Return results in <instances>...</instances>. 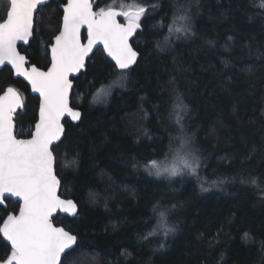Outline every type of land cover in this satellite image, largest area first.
Returning a JSON list of instances; mask_svg holds the SVG:
<instances>
[{"label": "trees", "instance_id": "trees-1", "mask_svg": "<svg viewBox=\"0 0 264 264\" xmlns=\"http://www.w3.org/2000/svg\"><path fill=\"white\" fill-rule=\"evenodd\" d=\"M64 2L49 0L41 7L39 33L19 47L31 64L47 67ZM261 3L93 0L95 12L158 6L142 18L131 41L139 53L132 68L117 70L98 47L73 78L71 105L80 109L81 119L76 124L65 119L63 137L52 148L60 195L78 206L73 217L53 218L82 248L69 254L67 264H264V192L242 182L264 178ZM181 15L190 21H181ZM185 25L189 34L169 32ZM8 85L23 97L16 135L27 137L38 98L4 66L0 93ZM189 153L199 160L195 175L186 169L174 177L156 176L145 167L153 159L167 156L170 163ZM5 202L0 216L18 210L19 202ZM165 224L175 226L167 237ZM246 232L256 243L242 242ZM10 252L0 234V260Z\"/></svg>", "mask_w": 264, "mask_h": 264}, {"label": "snow or ice", "instance_id": "snow-or-ice-1", "mask_svg": "<svg viewBox=\"0 0 264 264\" xmlns=\"http://www.w3.org/2000/svg\"><path fill=\"white\" fill-rule=\"evenodd\" d=\"M48 0H0L4 15L0 18V65L6 61L16 73L25 77L32 90L40 94L39 121L31 139H17L14 134V117L17 108H23V100L15 89L9 87L0 96V203L5 195L18 197V214L9 212L0 216V234L10 242L11 252L0 264H67L69 254L81 248L78 237L63 227L54 226L53 214L58 210L77 215V205L72 200L61 199L58 195L60 181L54 170L55 156L51 146L59 141L64 133L61 118L65 115L73 121L81 119V113L69 106V91L73 87L69 79L71 73L79 72L85 66V59L97 42H102L120 70H128L137 62L138 53L128 43L129 37L141 28V20L149 14V8L130 5L125 9L115 7L108 10L92 11L89 0H67L63 5V22L55 43L51 45V66L41 71L32 66L17 50V42L30 43L34 33H39L41 18L39 10ZM261 7H264L262 0ZM123 16L126 24L117 21ZM181 21H190L187 15L179 17ZM87 26V44L81 43V27ZM189 34L191 28L185 25L169 32ZM167 39V38H165ZM125 77H121L123 80ZM186 108V106H183ZM179 123V121H178ZM182 130V125H181ZM185 139L182 147L187 145ZM180 156V164L167 163L164 160H150L145 167L156 176L181 175L184 169L193 175L197 173L199 160L194 154ZM259 176L242 181L260 189ZM163 215V214H162ZM149 232L147 235H153ZM175 232L174 225L164 226V235ZM146 239V237H141ZM245 245L256 243L254 237L244 233L241 237ZM260 251L264 253V241H260ZM159 245L157 250H162ZM82 250V248H81ZM126 254V253H125ZM223 260V257H221Z\"/></svg>", "mask_w": 264, "mask_h": 264}, {"label": "water", "instance_id": "water-1", "mask_svg": "<svg viewBox=\"0 0 264 264\" xmlns=\"http://www.w3.org/2000/svg\"><path fill=\"white\" fill-rule=\"evenodd\" d=\"M48 1H49V0H48ZM89 2H90L91 5H92V11L95 12V8H94V5H93V0H89ZM66 3H67V0H65V2L61 5V12H62V14H61V22H60L59 30L62 28V22H63V5L66 4ZM109 8H113V7H109ZM109 8H106V9H103V10L106 11V10H108ZM115 8H116V7H115ZM116 9H117L118 11L121 10V9H119V8H116ZM116 19H117V21H118L120 24H126V20H124V21H121V20H120V19H124L123 16H118ZM140 29H141V28H140ZM59 30H58V32L54 35V37L52 38V42H51L50 45L48 46V51H49V63H48V65H47L46 68H41V67H39V66H37V65H35V64H31L30 61H29V58L27 57V55L19 49V47H20L21 45H23V46H27L28 44H25V43L22 42V41H18V42H17V50L20 52L21 55H24V56L26 57V60L28 61V62L25 64V67H26V68L31 69L32 66H35V67L39 68L41 71H47V69L51 66V45H52L53 43H55V39H54V38H55L56 35L59 34ZM138 30H139V29H137V30L133 33V35H132L131 37H129V41H128V43L131 45V47L133 48V50L136 51L137 53H138V51L134 48V46L132 45V42H131V41H132V39L134 38V36H135V34L137 33ZM80 32H81V43L86 45V44H87V26H86V25H85V26H82ZM98 47H101V48H102V50H103L105 56H106L111 62H113V64H114L115 67L117 68V70L122 71V70H120V69L116 66L115 60H114L110 55H108V52H107V50L104 48V45H103L102 42H97V43L93 46L92 51L89 53L88 57H86V59H85V64H86L87 59H89V58L91 57V55L93 54V52L95 51V49H97ZM138 57H139V53H138V56H137V60H138ZM134 65H135V64H134ZM134 65H132L130 68H132ZM4 66H8V67L10 68L11 72H12V77H13L14 79H21V80H22V81L28 86L30 94L33 95V96H36V97L38 98L37 119H36V121H35V123H34V125H33V129H32V131H31V134H32V133L35 131V124L39 121L40 94H39L38 92H34V91L32 90V86H31L30 82H29L25 77L18 75V74L16 73L15 69L12 67L11 64H9V63L6 61L3 65H0V70H1ZM130 68H129V69H130ZM84 69H85V66H84V68L81 69L79 72L71 73V74L69 75V79L72 81V85H74L73 78L77 77V76L80 74V72H82ZM123 71H124V70H123ZM9 87L15 89L16 92H17V93L19 94V96L21 97V99L23 100V97H22L21 93H20V92H19V91L13 86V85H8V86H7V87H6V88L0 93V96H3V95L7 92V89H8ZM72 89H73V87H72V88L70 89V91H69V106L72 107L74 110H78V111L81 113L80 109L75 108V107H73V106L71 105V94H72ZM23 104H24V100H23ZM20 110H22V108H17L16 111H15V113L13 114V117H14V129H13V130H14V134H15V135H16V122H15V116H16L17 112H19ZM65 119H66V120H69L70 122H72V123H74V124H76V123H78V122L80 121V120L73 121V120L71 119L70 116L65 115L64 117L61 118V124L63 125L64 129H65V126H64V120H65ZM31 134H30L29 136H27V137H22V136H17V135H16V137H17V139H31ZM63 134H64V133H63ZM63 134L61 135L60 140L62 139ZM60 140H59V141H60ZM59 141H55V142L53 143V145L51 146V150H52L53 146H54L55 144H57ZM52 151H53V150H52ZM53 154H54V153H53ZM54 170H55V163H54ZM55 174H56V172H55ZM56 176H57V175H56ZM57 178H58V176H57ZM58 179H59V178H58ZM59 181H60V180H59ZM58 195L61 197V199L72 200V201L77 205V203H76L73 199H71V198H66V197H63V196L60 195V186H59V188H58ZM6 199H12V200H14V201L20 202V199H19L18 197H13V196H11L10 194H6V195H5V198H4V200H3V202L0 203L1 206H6V202H5ZM18 211H19V207H18V210H17L15 213L18 214ZM77 211H78V206H77ZM58 214H61V215H67V216H70V217H73V216H74V215H72L71 213H64V212L58 210L56 213L53 214V218H54L56 215H58ZM6 216H7V215H6ZM6 216H5V217H6ZM2 222H3V221H2ZM52 222H53V220H52ZM1 224H2V223H1ZM53 224H54V226H56V227H63V226H61V225H56L54 222H53ZM63 228H64V227H63ZM64 229H65V228H64ZM65 230L68 231L67 229H65ZM69 232H70V231H69ZM72 234H73V233H72ZM1 235H2V234H1ZM74 235H75V234H74ZM3 239H4V238H3ZM4 240H5V239H4ZM5 241H6V240H5ZM6 243L10 246V242H7V241H6Z\"/></svg>", "mask_w": 264, "mask_h": 264}, {"label": "rangeland", "instance_id": "rangeland-1", "mask_svg": "<svg viewBox=\"0 0 264 264\" xmlns=\"http://www.w3.org/2000/svg\"><path fill=\"white\" fill-rule=\"evenodd\" d=\"M117 8V7H116ZM126 9V8H125ZM124 10V9H123ZM123 77H125L124 75H122ZM125 79V78H124ZM124 79L123 80H121V79H119L116 83L118 84V83H121L122 81H124ZM116 85V84H115ZM109 86L110 85H108L107 87L106 86H103V87H100L99 88V90L97 91V94H99V95H101L102 94V92H104L105 91V89H108L109 88ZM184 156H187L189 159H191V157L190 156H188V154L186 155H184ZM173 162H175L176 164H180V160H179V158H175V159H173L172 160V162H170L169 164H171V163H173ZM184 171H187L186 169H184Z\"/></svg>", "mask_w": 264, "mask_h": 264}, {"label": "bare ground", "instance_id": "bare-ground-1", "mask_svg": "<svg viewBox=\"0 0 264 264\" xmlns=\"http://www.w3.org/2000/svg\"><path fill=\"white\" fill-rule=\"evenodd\" d=\"M20 49V48H19Z\"/></svg>", "mask_w": 264, "mask_h": 264}]
</instances>
